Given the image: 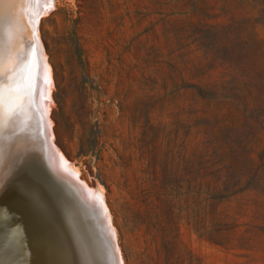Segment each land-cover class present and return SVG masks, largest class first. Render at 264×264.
Returning a JSON list of instances; mask_svg holds the SVG:
<instances>
[{
	"label": "rangeland",
	"instance_id": "1",
	"mask_svg": "<svg viewBox=\"0 0 264 264\" xmlns=\"http://www.w3.org/2000/svg\"><path fill=\"white\" fill-rule=\"evenodd\" d=\"M54 1L38 23L51 142L121 264H264V0ZM17 2L0 0V23L24 30ZM21 46L19 94L32 97ZM27 147L8 176L43 187Z\"/></svg>",
	"mask_w": 264,
	"mask_h": 264
},
{
	"label": "bare ground",
	"instance_id": "2",
	"mask_svg": "<svg viewBox=\"0 0 264 264\" xmlns=\"http://www.w3.org/2000/svg\"><path fill=\"white\" fill-rule=\"evenodd\" d=\"M12 1L19 7L17 0ZM54 2L28 0L30 21L25 31L22 30L21 21L16 19L10 24L0 23V264H47L50 258L54 259V264H61V244L70 264H121L122 256L115 234L111 237L106 233L108 229L105 232L101 211L95 205L97 197L93 201L89 190L69 175L71 168H60L65 156H61L63 153L60 155L51 142L52 131L47 121V110L53 79L39 38L38 23L41 16L54 6ZM24 34L26 37L23 39ZM23 41L28 45L26 50L29 51L27 60L32 71L31 89L34 87L36 92L32 97L19 94L23 91L16 74L17 55L22 53ZM21 57L19 59L24 58ZM36 96L39 109L34 113L32 109ZM36 121L40 122L29 125ZM29 145L35 147L41 157L32 162L43 187L30 185V175L15 182H11L8 176L15 174L17 160H24L31 153L32 150L27 147ZM40 165L46 168L45 172ZM71 167L73 169L74 166ZM46 173L51 176L49 183L44 179ZM58 174L66 175L69 181L65 179L66 183H62L56 177ZM67 194L68 197L72 194L77 201L78 198L73 195L80 196L82 202L68 203ZM68 236L71 246L64 243ZM20 238L23 245L18 242ZM55 252L60 256L57 259L54 258Z\"/></svg>",
	"mask_w": 264,
	"mask_h": 264
},
{
	"label": "water",
	"instance_id": "3",
	"mask_svg": "<svg viewBox=\"0 0 264 264\" xmlns=\"http://www.w3.org/2000/svg\"><path fill=\"white\" fill-rule=\"evenodd\" d=\"M43 165H40V168L43 170V172L46 171V168L45 167H42ZM44 179H46L45 181H47L48 183L50 182V179H51V176L49 175V173H46L44 175Z\"/></svg>",
	"mask_w": 264,
	"mask_h": 264
}]
</instances>
